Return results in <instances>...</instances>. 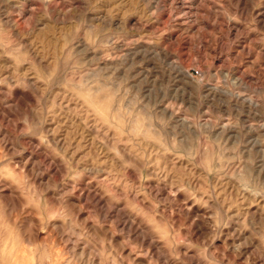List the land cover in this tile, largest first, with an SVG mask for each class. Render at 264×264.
Listing matches in <instances>:
<instances>
[{
	"label": "rangeland",
	"instance_id": "374dc122",
	"mask_svg": "<svg viewBox=\"0 0 264 264\" xmlns=\"http://www.w3.org/2000/svg\"><path fill=\"white\" fill-rule=\"evenodd\" d=\"M0 264H264V0H0Z\"/></svg>",
	"mask_w": 264,
	"mask_h": 264
}]
</instances>
